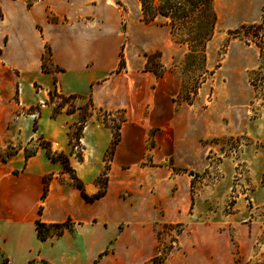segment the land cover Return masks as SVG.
Segmentation results:
<instances>
[{
  "label": "crops",
  "instance_id": "0c3cea01",
  "mask_svg": "<svg viewBox=\"0 0 264 264\" xmlns=\"http://www.w3.org/2000/svg\"><path fill=\"white\" fill-rule=\"evenodd\" d=\"M0 14V147L13 150L0 161V264H147L159 253L156 222L177 215L165 208L178 181L167 159L189 153L184 136L195 131V98H180L175 63L188 46L164 16L146 21L141 0H0ZM154 53L161 77L147 69ZM51 92L71 98L76 110L54 115L46 105ZM83 109L93 113L77 160L72 126ZM118 114L120 137L106 157ZM48 149L68 158L89 195L107 165L104 194L87 200ZM84 166L94 169L86 174ZM184 183L176 184L175 207L178 196L190 197L191 180ZM39 221L69 224L41 239Z\"/></svg>",
  "mask_w": 264,
  "mask_h": 264
},
{
  "label": "rangeland",
  "instance_id": "374dc122",
  "mask_svg": "<svg viewBox=\"0 0 264 264\" xmlns=\"http://www.w3.org/2000/svg\"><path fill=\"white\" fill-rule=\"evenodd\" d=\"M145 1L148 15L154 12V5L162 2ZM263 5L264 0H215L218 18L214 35L207 43L205 67L191 57L187 59L188 51L175 62L182 76V94L195 98L191 109L195 131L187 130L184 136L190 157L189 153L184 156L179 152L182 159H167L178 181L171 183L165 208L170 204L177 215L174 221L156 222L159 253L147 264H264V81L259 79L262 75L257 76L259 50L241 27L260 21ZM165 21L169 23L170 18L165 17ZM174 39L187 45L181 31L175 32ZM157 56H153L154 62L159 61ZM48 59L50 55L49 62ZM70 99L51 92L46 105L54 115L64 110L71 113L76 109ZM41 108L44 106H38ZM91 113L90 109L80 111L73 133ZM97 116L105 123L102 113L98 111ZM121 116H115L112 130H118ZM71 142L78 160L84 151L79 140ZM39 143L49 145L45 139ZM152 144L151 141L149 145ZM11 153L10 146L0 147V161ZM105 155L109 156V152ZM70 168L76 169L73 165ZM79 168L86 174L94 169ZM189 179L190 197L178 196L179 205L175 207L176 184L183 185ZM81 181L84 189L89 187ZM93 182L98 189L95 194L85 193L88 197L105 192L107 165ZM51 231L58 234L61 229L47 228V233Z\"/></svg>",
  "mask_w": 264,
  "mask_h": 264
},
{
  "label": "trees",
  "instance_id": "16d2710c",
  "mask_svg": "<svg viewBox=\"0 0 264 264\" xmlns=\"http://www.w3.org/2000/svg\"><path fill=\"white\" fill-rule=\"evenodd\" d=\"M214 1L215 0H162L161 4H159L158 6H153L154 12L148 15L146 13V1L141 0L145 20L150 21L159 14L166 18H170L169 25L173 34H175V32L181 31L185 35V43H187L188 45L187 59L191 57L194 61H198L204 67L207 61V43L212 39L214 35V29L218 18L217 12L214 8ZM241 27L248 36H251V41L254 42L259 50L260 65L258 70L259 74L257 76L262 75V77L259 79L264 81V5L262 7V14L259 22L246 24ZM50 54V50L49 48H47L46 54L43 58L45 64L47 63V57ZM155 54H157V57H159V53L148 55L147 69L154 71L157 77H161L164 70L161 68L162 65L159 61L154 62L153 56ZM124 65L125 59L124 55L122 54L120 68H123ZM251 83L255 88L258 87L254 78H252ZM180 98L189 102L191 101L190 97L186 98L183 94ZM80 124L82 126L79 128V131L77 130L76 133H73L72 131V139L80 140L85 121H81ZM113 134L114 138L112 141L111 149L109 151L110 154H112L114 147L120 137L118 130L114 131ZM47 153L52 160H60L61 162H63L65 169H67V171L71 173L76 186L81 190L82 195L87 200L98 198L104 194V191H101L93 197H88L84 192L82 182L76 176L75 171L70 168L68 158L61 153H52L49 149L47 150ZM46 192L47 181H45V192L43 196L46 194ZM67 225L68 222L62 224L47 225L39 221L37 222L39 237L41 239H44L46 237V235L48 234L47 228L57 227L60 228L62 232L63 228ZM61 232H59L58 234H60Z\"/></svg>",
  "mask_w": 264,
  "mask_h": 264
}]
</instances>
